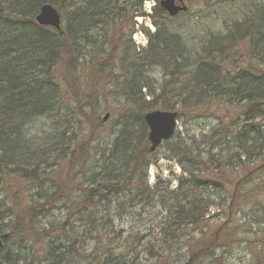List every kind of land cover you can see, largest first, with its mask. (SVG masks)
<instances>
[{
  "label": "trees",
  "instance_id": "obj_1",
  "mask_svg": "<svg viewBox=\"0 0 264 264\" xmlns=\"http://www.w3.org/2000/svg\"><path fill=\"white\" fill-rule=\"evenodd\" d=\"M147 1L0 0V193L5 194L0 198L2 264H137L142 255L153 261L151 264H194L231 242L225 228L227 223L216 230H210L206 224L209 209L216 204L209 197H202L196 188L214 187L228 181L237 190L240 178L232 182L227 168L245 157L252 165L256 164L242 178L247 180L264 162V141H257L258 135L253 138L252 131L248 144L249 130L242 125L238 127L241 120L248 121L250 116L251 125H248L256 130L252 122L264 116L260 108L264 104V9L255 7L252 15V12L246 14L240 23L226 27L224 35L205 43L202 54L193 59L188 57L191 54L181 36L168 34L154 23L156 31L146 32L147 47L139 52L134 50V57L126 51L120 65L121 76L108 74L113 72L111 51L109 58L98 53L85 66L89 78L82 82L76 61L89 43L91 32L102 30L104 42L109 41L107 30L113 31L110 38L117 37V25H111L126 11L152 20L169 19L158 2L152 7L151 15L144 14L143 5ZM226 2L229 1L195 0V4L208 8ZM45 4L61 17L60 31L36 24V15ZM61 63L66 69L62 85L70 94L66 101L61 100L64 95L60 94L56 81ZM151 66L162 67L170 78L158 95H153L143 81L140 85L134 84L140 71ZM100 77V84L104 79L113 91H125L136 106L140 101L145 102L148 95L154 98L152 103L139 104L142 114L134 117L126 113L122 117V127L111 145L103 150L95 143L102 126L97 102L100 97L107 98L102 91L104 87L100 85L97 90L90 85L91 88L82 87L84 82L99 83ZM173 85L179 86L176 92ZM144 89L149 92L146 96L142 95ZM173 95L181 97L183 104L177 106ZM67 101V106L61 105ZM220 102L239 108L228 123L219 124L225 126L227 138L231 136L236 141L234 164L222 162L220 154L212 155L205 164L192 156L194 150L177 146L174 154L187 156L189 167L180 160L179 165L189 179L180 177L172 191L169 187L163 192L159 187L148 189L146 170L150 154L144 146L148 143L143 113L158 109L176 112L179 118L187 108H211ZM220 107L224 112L229 109ZM43 118L51 119L52 123L66 118V124L60 122L53 126L49 142L36 147V143L24 136L35 120ZM74 121L83 129L78 134L72 132ZM235 127L239 128L236 135ZM97 149L102 158L100 166L91 167L90 171L82 169L87 165L88 156L91 152L96 154ZM65 153H69L66 163L63 162ZM49 167L54 177L48 181L45 176ZM92 169L96 173L87 179ZM79 175L80 182L75 185ZM203 177L207 183H203ZM47 182L51 184V191L44 193L41 186ZM33 188L36 192L29 194ZM157 202L161 211L150 228L152 235L148 241L136 231L126 233L115 227L114 219L119 218V211L156 207ZM232 208L238 210L237 206ZM230 210L231 207L227 215H231ZM260 221L264 223V211ZM194 232L197 238L191 236ZM222 236L227 240H220ZM90 241L94 242L91 249ZM17 244L22 246V254L20 250L16 254L8 251L11 245ZM183 249L184 262L176 256ZM250 251L254 264H264V238L253 242ZM223 254L225 250L213 264H219Z\"/></svg>",
  "mask_w": 264,
  "mask_h": 264
},
{
  "label": "rangeland",
  "instance_id": "obj_2",
  "mask_svg": "<svg viewBox=\"0 0 264 264\" xmlns=\"http://www.w3.org/2000/svg\"><path fill=\"white\" fill-rule=\"evenodd\" d=\"M158 1L160 0H148L144 3L143 13L151 15L152 7ZM228 1L229 2H226L225 4L208 8V6L202 7L200 4H195V0H193L192 3L187 2L188 11L186 13H183L176 18L169 19L156 18L155 20H152L151 18L135 16V14H131V11H126L124 15L119 14L117 22H114V24L111 25L112 27L117 25V37L110 38L113 31L109 32V30H107L108 33L106 34L109 36V41L104 42L105 34L102 30L91 32L89 36V43L82 48L83 54L81 53L82 55L79 56V59L77 58L78 60L76 61V64L79 65L77 74H80L82 82L83 80L85 81V78L88 77L85 66H88L87 64H89L98 53H103L105 58H109L111 51H113L111 59V61L114 62L113 69H111L113 72L108 74L112 75V77L121 76L120 65L126 51H130L134 57L136 56L135 51H140L144 47H147L148 39L146 32L152 34L156 31L154 23L158 25V28L167 31L168 34H177L181 36L186 45V49L190 51L191 55H188V57L193 59L194 57H197V55L202 54L201 49L205 43L224 35L226 33V27L233 26L238 23L246 14L252 12V15L255 11V7L264 9V0H248V3L247 1L243 2V0ZM240 50L241 53H243L241 47ZM254 59L259 61L258 58ZM63 65H65L64 62ZM109 65L110 61L107 62L108 69ZM61 68L62 63L58 69L60 70ZM64 70L66 69L62 68L57 72L56 79V81L58 80L60 94L64 95L61 96L62 101H66L67 98L70 99V94H68L61 81L66 79ZM143 73H145V75ZM105 74H107V72ZM139 74H143V79H141L140 75H137L134 84L140 85L143 81V84H147L148 87H150V91L153 95H158L161 88L170 80L167 73L160 66H151L142 73L140 71ZM98 80L99 83L95 85L93 83L86 84L84 82L82 87H85L86 89V86L89 88L92 86V88L96 90L97 88L100 89V85L104 87L102 91L107 98L100 97L97 102L101 109V112L99 113V120L101 121L102 126L100 128L99 136L96 138L98 141L95 143L96 145L98 144V149L100 148L103 150L107 149L111 145L112 141L115 139V135L122 127V117L128 115L126 113H131L134 117L142 114L138 107L139 104L152 103L154 98L148 95L149 92L144 89L142 90V95H148V97L145 98V102L140 101V103H137L136 106L133 104L132 97L130 102L125 91H113L112 85L108 84L106 80L104 81L103 79L101 81L102 84H100L101 77ZM181 80L183 81V79ZM119 81H122L121 78ZM116 83H118V81ZM173 86V91L176 92L179 86ZM89 88L87 89L88 91ZM111 93L115 94V96H111ZM172 97H175L173 98V101L178 103L177 106L183 104L179 99L181 97H177L175 95ZM67 103L68 101L61 105L67 106ZM217 105L224 106V110L229 107V109L225 111L228 112V114L222 109H219L221 107H217ZM228 105L229 104L227 103L220 102L218 104H213L211 108L199 106L195 109L196 112L194 114L191 112L195 110H188V108L187 110H184L183 115L178 118L174 135L167 142L158 146L156 151L153 154H150V157L147 160V163L150 162L146 170V186L148 189L152 190L159 187L160 192H163L166 187H169V190L172 191L176 189L179 181L178 179L180 177L184 180L189 179L186 174L182 172L179 165L180 160L183 165L189 167L187 162L188 159L186 160L187 156L183 154L176 156L174 153L177 151V146L191 151L194 150L195 154L192 156L202 162H205V164H207L209 159L213 157L212 155L214 154H220L219 157L225 164L229 162L234 164L235 161L233 160V153L235 154L234 148L236 141L233 142V140L230 139L232 138L231 136L227 138L228 134L225 126H219L220 122L228 123L233 115V112L234 114L238 113L237 111L239 108ZM260 108L264 111V104ZM61 111L65 112L64 110ZM106 113H108L109 117L104 123L102 122V118ZM68 120L70 121V119ZM60 122H64V124H66V118L60 119ZM60 122L56 123V121H54L53 124L52 120L49 118L35 120L33 122L34 125L32 129L25 134L24 138L36 143V147L37 145L43 147L44 143H48L50 140V133L53 131V126H57ZM245 123H247V125ZM250 123L251 121L249 116L248 121L245 119L241 120L238 127H241L242 125L245 130H249L248 134L253 131V138H255V135L260 137L256 138L257 141H260V139L264 141V116L252 122L256 125V130H252ZM73 124L74 128L72 132L78 134L79 130L82 128L76 124V121H74ZM130 125L128 123V128L130 132H132ZM238 129L239 128L235 127V135L238 134ZM230 130L232 131L231 127ZM250 137L251 136L249 134V137L246 138L249 140L248 144L251 143ZM144 146L145 149L146 147L148 148V145ZM98 149L96 154L91 152L88 159H86V167L82 166V169L88 168L90 171L91 167L100 166L102 158L100 153H98ZM68 154L65 153L63 160L65 163ZM255 166L256 164L252 165V162L250 163V161L243 157L235 165H231V167L229 166L230 168H227L226 172L230 175L232 182L240 178L237 190H234V185L228 181H224L222 185H220L221 182L215 184L214 187L210 185V187L206 188H204V186L196 188L202 192V197H209L211 202L216 204L212 205L213 207H210V213L208 215L209 219L206 224L210 226V230H216L219 229L223 223H227L225 228L227 229L229 240H231V242L224 247L219 246L213 254L211 253L212 256L211 254L207 255L194 264H213L216 257L222 256V250H225V254H223V260H221L219 264H254V262L251 261L250 246L253 242L257 240L260 241L264 238V223L260 221L264 211V162L260 164V166H262L260 170L251 175L249 179L242 180V178L245 173L253 169ZM77 168L78 166L73 169V172L74 170L76 171ZM52 170L53 169L49 167L46 171L45 180L54 177V174H50ZM92 173H96V170L92 169L91 172H89L87 179ZM80 177L81 175L74 180L75 185L79 184ZM202 179L204 180L203 183H207L205 181L208 180H205L204 177ZM50 185V182H47L41 186L44 193L51 191ZM255 189L260 190L255 193ZM46 190L47 192H45ZM35 192L36 188H33L30 190L29 194H33ZM235 192H237V198L235 196ZM6 194H8V192ZM4 196V192L1 191L0 198H3ZM156 201L158 200L156 199ZM159 205V202H157L156 207L150 205L146 206L144 209L137 207L130 212H127L125 209L124 211H119L120 216L119 218L114 219V225L117 229L121 228L125 230L126 233L136 231L140 234V236L147 237L146 241H148L151 239L150 236L152 235L150 228L155 225V217L159 216L158 213L161 211V207ZM232 206H237L238 210L235 211ZM229 207H231V215H227ZM230 231L233 233L231 234ZM191 236L197 238L198 234L194 232ZM220 240L226 241L227 238L222 236ZM88 245L91 249L94 242L90 241ZM17 250H20V254H22V246H19V244L11 245L8 249V251H12L14 254L18 253ZM181 251L182 253L176 256L181 257L180 261L184 262L186 260L185 256H183V253L185 254V252H183L185 249ZM151 263H153V261H148L145 258V255H142L137 262V264Z\"/></svg>",
  "mask_w": 264,
  "mask_h": 264
},
{
  "label": "water",
  "instance_id": "obj_3",
  "mask_svg": "<svg viewBox=\"0 0 264 264\" xmlns=\"http://www.w3.org/2000/svg\"><path fill=\"white\" fill-rule=\"evenodd\" d=\"M176 2L180 6L176 5ZM159 6L169 17H174L178 13L187 10L184 0H161ZM35 21L39 26L49 27L55 31L60 30V16L50 5L45 4L40 7ZM176 118V113L163 111H152L143 116V120L148 129L147 141L149 143L150 153L154 152L162 142L168 141L174 135L177 125ZM107 119L108 115H105L103 122ZM2 250L3 243L0 239V253ZM0 264H2L1 260Z\"/></svg>",
  "mask_w": 264,
  "mask_h": 264
}]
</instances>
